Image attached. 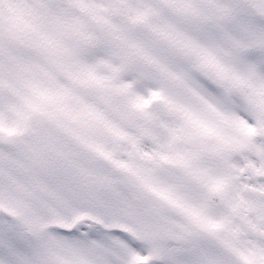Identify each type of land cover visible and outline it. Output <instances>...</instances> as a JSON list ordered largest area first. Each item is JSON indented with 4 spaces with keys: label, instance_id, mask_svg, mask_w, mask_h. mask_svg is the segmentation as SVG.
Returning a JSON list of instances; mask_svg holds the SVG:
<instances>
[{
    "label": "snow or ice",
    "instance_id": "obj_1",
    "mask_svg": "<svg viewBox=\"0 0 264 264\" xmlns=\"http://www.w3.org/2000/svg\"><path fill=\"white\" fill-rule=\"evenodd\" d=\"M0 264H264V0H0Z\"/></svg>",
    "mask_w": 264,
    "mask_h": 264
}]
</instances>
